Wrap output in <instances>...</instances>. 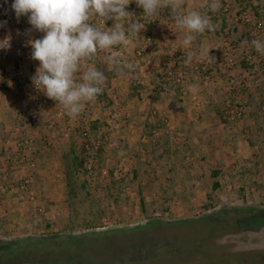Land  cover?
Returning <instances> with one entry per match:
<instances>
[{"label":"rangeland","instance_id":"rangeland-1","mask_svg":"<svg viewBox=\"0 0 264 264\" xmlns=\"http://www.w3.org/2000/svg\"><path fill=\"white\" fill-rule=\"evenodd\" d=\"M190 1L195 11L211 17L216 30L210 33L222 41L216 52L212 50L214 55L209 51L203 57L211 59L212 63L216 57L214 60L225 67L211 68V63L201 58L196 63H188L185 69L177 68L172 61L184 64L187 53L182 49L170 54L173 44L167 41L168 55L148 59L149 50L160 40L156 43L152 33L153 41L145 47L137 36L131 52L125 51L121 44L116 48L122 52V63L116 68H122L124 74L117 73L107 63L108 54L104 51L93 64L90 62L92 66L88 63L82 68L81 74L88 66L104 72L107 80L101 95L106 98L84 102L82 112L76 117L67 115L66 109L51 100L46 112L34 120L31 86L16 87L17 83L6 81V73L12 72V67L6 69V64H13V61L8 57L0 59V91L6 90L7 94L19 99L26 94L33 98L31 109L19 104L14 108L16 117L11 113L8 118L7 123L16 132L14 153L17 142L28 140L30 147L20 155L25 153L32 162L28 169L34 171L38 165L34 156L37 146L47 154L52 152L48 144L54 149L55 140L62 146L54 153L57 163L52 164L56 174L59 168L62 170L60 181L57 175L53 181L57 188L56 203L44 196V192H38L33 181V198L15 187L18 193H12L13 196H18L20 202L31 208L20 218H14L15 213H8V209L2 212L0 224L5 227L0 240L11 244L17 240L38 239L39 256H81L87 259L85 264H241L244 261L247 264L252 258L264 257V218L242 216L240 222L244 219L245 222L239 224L240 230L236 223L242 214L240 211L245 215L250 208L264 217V148L259 149L258 159L254 157L248 162L236 159V149L241 148V142L247 148L249 142L264 147V54L250 45L251 37L264 41V19L259 22L251 8L259 6L264 15V0L244 3V10L235 0H221L222 7L216 12L207 8L210 0ZM167 11L160 10L164 16ZM245 15L251 21L247 22ZM156 18L153 29L160 24V16ZM170 22L169 38L172 39L183 30L176 27L174 19ZM42 35L39 33L38 38ZM227 48L236 54L234 60L228 58L226 61L225 55L220 56L228 52ZM245 58L252 64L249 74L242 72ZM128 62H132V70L127 69ZM36 63L24 67L23 75L31 74L32 77ZM164 67L172 72L174 79L183 78L181 85L187 79L185 72L191 69L206 82L222 76H228L231 81V78H239V74L240 79L249 81V85H242V82L236 88H233L234 83H224L226 85L221 87L225 92L221 101L224 103L214 104L221 115L211 117L208 123L216 127L226 123L229 127V133L227 136L225 133L220 142L230 152L227 156H232L222 163L224 170L209 160L203 146L195 144L190 135L168 132L169 121L157 109H150L149 116H146L147 110L140 109L145 102L153 104L162 95L176 90L177 85L168 87L157 77V72L162 73ZM117 76L119 79L113 81ZM19 78L18 75L13 77L17 81ZM119 83H125L123 86L129 95H124L123 90L118 92ZM140 89L144 102L133 100ZM228 102L244 105L247 108L245 116L233 121L225 119ZM146 122L155 126H146ZM85 131L88 136H84ZM4 143L0 135V144ZM8 159L3 162L7 164ZM4 167L1 164L0 169ZM11 167L16 165L11 162L6 166L7 171ZM216 170L221 172L219 178L223 186L213 192L212 172ZM13 182L0 179L1 206L6 200L3 194L12 189ZM141 198L145 200L144 206ZM19 224L24 225L22 229L17 228Z\"/></svg>","mask_w":264,"mask_h":264},{"label":"clouds","instance_id":"clouds-1","mask_svg":"<svg viewBox=\"0 0 264 264\" xmlns=\"http://www.w3.org/2000/svg\"><path fill=\"white\" fill-rule=\"evenodd\" d=\"M133 0H13L11 9L17 22L26 16L30 29L43 33L41 38L28 39L25 47H31V59L39 65L31 77L33 86L48 99L58 103L67 110L70 117L78 116L85 104L94 101L104 91L107 77L96 67L81 70L96 56L98 50H107V63L119 74L125 71L116 66L122 63L121 52L112 50L114 46L129 43L121 21L127 20L133 13L127 11ZM137 7L142 8L145 17H156L161 9H170L172 19L178 29L185 31L183 45L191 46L197 34L206 31L214 32L216 25L207 13L190 11L184 13L185 0H135ZM221 0H210L207 8L212 12L219 11ZM93 17L100 18L101 26L93 24ZM108 20L116 23L107 30L103 24ZM7 21H0V28ZM143 25L132 24L129 31L134 37ZM19 34V33H18ZM11 34L0 39V50L11 49ZM250 45L264 54V41L252 39ZM111 50V51H110ZM209 52L210 49L204 50ZM201 54H204L203 52ZM194 51L187 53L185 63H190ZM133 64L127 63L132 70ZM196 91V86H190Z\"/></svg>","mask_w":264,"mask_h":264},{"label":"crops","instance_id":"crops-1","mask_svg":"<svg viewBox=\"0 0 264 264\" xmlns=\"http://www.w3.org/2000/svg\"><path fill=\"white\" fill-rule=\"evenodd\" d=\"M193 1L190 0H185V6L183 8L184 13L190 12L194 10V7L191 6ZM135 4V0L128 6L126 9L127 11H131L134 8H130ZM137 7V6H136ZM168 10V11H167ZM163 11H167V15L164 16L161 12H159L160 16V24L157 28L153 29L152 33L154 34V37H156L158 42V45L153 48V50H149L147 58L149 57L153 58L156 60L157 55H166L167 52L169 51L166 47L168 44L165 42H170L172 45V50L170 54L178 53L180 50L183 49V51H186L188 53L190 50L195 52V55L193 56L194 59H192V62L190 63H196L200 61L201 58L207 59L206 61L211 63V68L217 69V67L220 69L224 65L221 62H217L218 60L216 57H214L213 61L214 63L211 62V59L204 58V54L206 53L204 50L210 49V53L212 54V50L216 52V48L220 46L222 41L220 40V37L210 33V32H205L204 34H197L196 40L191 46H184L183 45V39L185 37V31H179L174 38L170 39V20H172L171 12L170 9H163ZM161 13V14H160ZM109 26L112 27L116 21L115 20H108ZM125 21H121L123 28L126 33V37H129V43L127 45L121 44L125 51L131 52L133 48V40L136 39L137 36H139V39L142 40L144 38V35L148 32L147 27H145L143 24H137V25H143V27L140 28L139 32L133 37L132 33L129 31V28H127ZM138 38V37H137ZM135 42V41H134ZM137 43V41H136ZM143 44V43H142ZM216 44V46H214ZM218 45V46H217ZM120 46V45H119ZM121 47V46H120ZM234 48V46L232 47ZM150 49V48H149ZM186 49V50H185ZM228 52H223L220 56L225 55L226 56V61L229 60H234L236 57V54L232 52L229 48H227ZM213 52V55H214ZM164 53V54H163ZM168 55V54H167ZM159 57V56H157ZM161 59V58H160ZM148 62V61H147ZM174 65H177V68L185 69L184 67L187 66L188 63H182L180 61L174 60L172 61ZM132 63V62H131ZM36 68L39 65V62L37 61L36 63ZM13 64H6V69L11 67ZM89 65L92 66V64ZM214 65V66H213ZM193 67V66H192ZM225 67V66H224ZM254 67V66H253ZM144 68V67H143ZM188 69V68H187ZM214 69V70H215ZM243 69V68H242ZM248 72L251 73L252 71H248L243 69L242 72ZM230 72V71H228ZM157 77H159V74L161 72H157ZM213 75V71H211ZM187 79L184 82L182 86H180L177 90H171L170 92L166 93V95L161 96V101H155L153 104L150 102H145L143 105L140 106V109L147 110L146 116H149V110L154 108L159 111L160 114H163L166 116V120L169 121L167 127V131L170 133H179L181 135H190L189 138L191 137L192 140H194V143L203 146V149L205 150V154L208 153L207 157L209 160H213L212 162L219 164L220 166L222 163H226V159L232 157V156H227V153H230L225 147H222V144L220 143L222 139H224L225 136L229 133V127L225 123H220V126L216 127V124H208L209 122L212 121L211 117H214L215 115L220 116L221 110L219 107H214V104L217 103L220 104L222 101V94L225 93L223 88L221 90V87H224L226 84H232L234 83L233 88L239 87L242 82L244 84L242 85H249L244 79H240V74L239 78L234 77L231 78L229 81L228 76H222L221 77H215L212 78L210 82L204 81L205 78H202V76L195 72V69H191V72L188 73L185 72ZM230 75V74H227ZM136 78V77H135ZM119 79V76L113 78V81H117ZM146 81V80H145ZM144 81V83H145ZM125 82V81H124ZM226 83V84H224ZM208 84L207 87L204 85ZM117 85V84H116ZM119 88L118 92H121L122 90L124 91V95H129L126 92V87L123 86L125 83H119ZM195 85L196 86V91L193 92L190 89V86ZM226 89V87H225ZM140 94H137L136 97L133 98V100H141L142 99V92L141 89L138 90ZM108 92V91H107ZM144 102V100L142 99ZM224 102H221V104ZM19 104L23 106H28L29 109L32 108L33 105V98L31 95L26 94V96L21 97L20 99L17 97H13L10 94L6 93V90L0 91V135L2 136L4 140V144H0V166L1 164L4 165L5 167L3 169H0V179L10 182L14 181V184L16 183L15 180L17 179V185L18 181H20L21 178H23L25 175H29L32 178V181L34 183V186L38 192H44V196L47 198H52V200L56 203V191L57 188L54 187L53 181H55L56 176H59L58 181H60L61 173L62 170L59 168V172L56 174V171L53 170L54 168L52 167V164L57 163L56 159L54 157L55 152H59L60 149H62V146H60V143L55 140L53 143L54 149L51 148V144H48L50 147L49 149L45 147L48 150H52L51 154H47L45 150H39L40 148L37 146L34 151V156L37 159V166L35 168V172L31 169H28L30 165H20L17 161L19 154L17 152L14 153V140L16 137V132H14L13 126H9L7 122H9L8 118L13 117L15 107L18 106ZM156 107V108H155ZM12 113V114H11ZM11 114V116H10ZM16 117V116H14ZM149 120L151 119L148 118ZM150 123V122H149ZM148 122H146V126L149 125ZM249 125V122H248ZM252 128V127H251ZM162 130V129H161ZM160 130V133H161ZM16 131H18L16 129ZM249 131V130H247ZM183 132V133H180ZM219 133V134H218ZM226 133L225 136H223ZM15 136V137H14ZM53 137H55L53 135ZM223 137V138H221ZM206 140V141H205ZM53 141V140H52ZM202 144V145H201ZM37 145V144H35ZM241 148L236 149V154H237V161H251L254 157L258 159L261 155L259 153V149H263L264 147H261L258 143L253 144L252 142H249V148L244 144V142H241L240 144ZM226 154V155H225ZM231 155L234 156V153ZM259 156V157H258ZM10 160H9V159ZM7 160V164L4 163V160ZM13 162V164L16 165V167H11L10 171H7L6 166ZM56 168V165H55ZM228 169V167H226ZM222 170L223 166H221ZM12 170V171H11ZM2 171H6L5 173H1ZM218 171V170H216ZM221 172L219 171V175L216 178V180L220 183L222 188L223 184L221 179L219 178ZM213 183V182H212ZM54 187V188H53ZM62 188V187H61ZM218 189V190H220ZM17 188H12L8 193L3 194L6 198L4 200V205L1 206L0 204V217H2V212H5V209H8V213L10 211H13L15 213L14 218L18 216V218L22 217L23 215L25 216L28 211H30L31 206H27L24 203L25 202H20L18 196H13L14 194L12 193H18ZM215 191V192H218ZM212 191V187H211ZM199 192V191H197ZM4 193V191H3ZM1 202V201H0ZM145 202V200H144ZM49 202H47L48 204ZM50 205H48L49 207ZM58 207V205H56ZM49 208H52L49 207ZM15 223L12 224L13 227H15ZM24 226V225H23ZM22 225L17 227L18 229L23 227ZM4 225L0 224V238H1V230L4 229ZM16 229V227H15Z\"/></svg>","mask_w":264,"mask_h":264},{"label":"built area","instance_id":"built-area-1","mask_svg":"<svg viewBox=\"0 0 264 264\" xmlns=\"http://www.w3.org/2000/svg\"><path fill=\"white\" fill-rule=\"evenodd\" d=\"M13 3V0H0V21H7V25L5 27L0 28V39H3L6 35L11 34L12 40H11V49L10 50H0V59L2 57H8L11 58L13 61L12 72L6 73V81H9L10 83H17L16 87H19L20 85H30L31 89L33 91V97H34V110L32 113V117L34 120L38 119L41 115H43L44 112H46L48 106L51 103V99H48L42 92L38 91L32 84V81L28 78L31 77V74H26V76L23 75L22 69L26 66L32 67L35 65L37 61H34L31 59V47H25V43L28 39H36L38 38L39 32L33 31L31 36L26 34V30L31 28V25L28 23L27 17L22 16L17 22V19L15 17L14 11L11 9V4ZM133 13L125 22L127 28H129L132 24H143L145 27H147L148 32L146 36L141 40L143 42V45L146 47L147 44L151 43L153 41L152 31L153 27L156 26L157 18L156 17H145L144 14L137 8L134 7L133 10L129 11ZM244 19L248 22L251 21L249 16L245 15ZM93 24L97 26H101L100 18L93 17L92 21ZM104 30H107L108 28H111L109 26V22L106 21L103 24ZM19 33V34H18ZM117 46H114L112 50H116ZM144 50V49H143ZM102 51L106 52L107 50H98V53L95 57L92 58L91 62L92 64L96 61V59H99L100 54H102ZM111 51V50H110ZM120 51V50H118ZM138 54H141L138 52ZM122 56V52H121ZM31 71H29L30 73ZM15 73V74H14ZM20 76V78L17 80H14V76ZM34 73L32 74V76ZM30 76V77H29ZM168 83L170 86H175L182 83L183 78H177L174 79L172 72L168 71ZM11 83V84H12ZM225 119H228L230 121L236 120V119H242L245 114L247 113V108L242 105L241 103L236 104L234 102L233 105H231L230 102L227 103V106L225 107ZM62 115V112L59 113ZM51 127L54 128L53 125ZM84 136H88V131H85ZM30 142L28 140H23L16 143V152L18 151V163L20 165H31V160L25 155H20L22 151L27 150L30 147ZM22 182V183H21ZM12 188L17 187L18 189L24 190V192L28 193L31 198L35 195V189L32 186V178L30 176H24L20 179L19 184H14V182L11 184ZM38 211V210H37ZM41 211V209H39Z\"/></svg>","mask_w":264,"mask_h":264},{"label":"trees","instance_id":"trees-1","mask_svg":"<svg viewBox=\"0 0 264 264\" xmlns=\"http://www.w3.org/2000/svg\"><path fill=\"white\" fill-rule=\"evenodd\" d=\"M235 1H237V4L240 7H242L241 10L246 9V6L244 5V3H247V2L248 4L249 2L252 3V0H235ZM251 8L254 9L255 16L258 18V21L262 22V19H264V15L260 13L259 6H253ZM137 9H139L142 12V14H144L142 8L137 7ZM252 39H254V37L253 38L251 37L250 41ZM242 66H243V69L248 70V71L252 69V64H250L246 58L242 61ZM165 68L166 67H164L163 72L159 74V77H161V83L169 87V83L167 81L169 77L168 70ZM180 86L182 85L178 84L176 86L177 87L176 90ZM101 97L106 98V96H102L101 94L97 98H101ZM151 126H155V124H151L150 127ZM218 175H219V171L212 172V177L214 179L212 183L213 192L217 191L221 187L220 183L216 180ZM68 178L70 179V174L68 175ZM144 203H145L144 199L141 198V204L143 206H144ZM240 213L242 214H240V217L236 221L238 226L240 223L245 222V219L244 221L240 222V218L242 216L247 215L246 217L249 219H252L258 216L261 218H264L259 214L258 210H255L253 208L247 209L245 215L243 213V210L240 211ZM204 220L205 222L209 221V220L203 219V221ZM237 228L239 229L241 227L239 226ZM37 241L39 240L38 239H26V240H20V241L17 240L15 242H12L11 244H8L0 240V264H85L87 260L86 258L85 259L80 258L81 256H39V250L36 249V247L37 248L39 247V244H38L39 242ZM78 242H81V240H78ZM246 262L247 261H244L241 264H246ZM247 264H264V257H261L259 259L252 258V261H250V263H247Z\"/></svg>","mask_w":264,"mask_h":264}]
</instances>
